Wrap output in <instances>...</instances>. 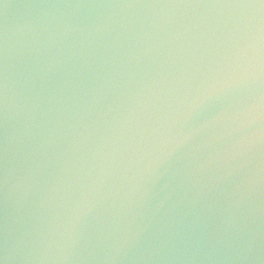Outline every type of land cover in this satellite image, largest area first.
Here are the masks:
<instances>
[{
  "label": "water",
  "instance_id": "obj_1",
  "mask_svg": "<svg viewBox=\"0 0 264 264\" xmlns=\"http://www.w3.org/2000/svg\"><path fill=\"white\" fill-rule=\"evenodd\" d=\"M0 264H264V4L0 0Z\"/></svg>",
  "mask_w": 264,
  "mask_h": 264
},
{
  "label": "snow or ice",
  "instance_id": "obj_2",
  "mask_svg": "<svg viewBox=\"0 0 264 264\" xmlns=\"http://www.w3.org/2000/svg\"><path fill=\"white\" fill-rule=\"evenodd\" d=\"M260 3L264 4V0H260Z\"/></svg>",
  "mask_w": 264,
  "mask_h": 264
}]
</instances>
